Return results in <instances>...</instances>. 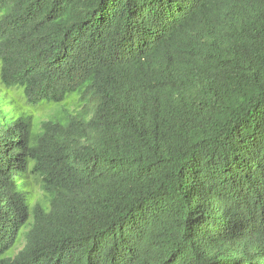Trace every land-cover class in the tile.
Returning <instances> with one entry per match:
<instances>
[{"label": "trees", "instance_id": "trees-1", "mask_svg": "<svg viewBox=\"0 0 264 264\" xmlns=\"http://www.w3.org/2000/svg\"><path fill=\"white\" fill-rule=\"evenodd\" d=\"M0 264H264V0H0Z\"/></svg>", "mask_w": 264, "mask_h": 264}]
</instances>
